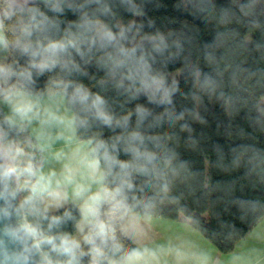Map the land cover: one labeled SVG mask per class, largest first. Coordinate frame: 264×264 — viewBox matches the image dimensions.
<instances>
[{"label":"clouds","instance_id":"9594fccd","mask_svg":"<svg viewBox=\"0 0 264 264\" xmlns=\"http://www.w3.org/2000/svg\"><path fill=\"white\" fill-rule=\"evenodd\" d=\"M190 2L181 0L176 7ZM143 3L119 0L131 18L113 23L110 0H0V53L5 54L0 104L8 109L0 115V264H220L187 241L144 243L160 209L180 204L172 194L176 182L192 175L168 145L169 137L151 130L175 126L186 115L199 116L175 109L177 82L169 81L157 64L176 59L181 44H170L171 34L145 31L155 23L143 22ZM231 4L221 11L220 24L235 21L245 31L264 35V0ZM193 9L206 11L196 4ZM66 11L76 19L62 27L59 17ZM229 35L218 32L205 46L209 64L216 63L214 50ZM253 41H242L240 47L264 57V41L255 36ZM93 65L104 74L101 86L110 84L129 100L143 96L162 111L155 114L137 104L117 116L103 95L77 78ZM46 74L47 82L37 88ZM191 75L194 100L214 97L225 110L248 107L255 110L256 123L264 120V70L235 65L228 76L234 93L217 78L223 73L195 69ZM245 84L257 89L254 102ZM103 129L113 134L105 137ZM180 130L192 131L186 122ZM57 143L63 146L55 148ZM249 151L254 150L234 147L233 167ZM245 205L249 212L264 208L258 201ZM180 216L186 230H197V219L186 208H180ZM70 223L71 232L65 230ZM254 235L264 241V233ZM229 264H264V250L235 254Z\"/></svg>","mask_w":264,"mask_h":264},{"label":"trees","instance_id":"16d2710c","mask_svg":"<svg viewBox=\"0 0 264 264\" xmlns=\"http://www.w3.org/2000/svg\"><path fill=\"white\" fill-rule=\"evenodd\" d=\"M115 19L112 21L126 22L131 17L119 5V0H110ZM140 2V0H138ZM181 0H144L142 18L145 25L148 20L155 23V28L145 27L146 32L159 30L165 35L171 34L169 43L178 40L181 50L176 59L171 62L162 61L157 68L168 77V74L179 71V75L169 78L175 80L178 91L174 96L177 112L187 108L196 113L199 119L186 115L184 121L175 126L164 124L151 130L155 136L169 137L167 143L174 148L179 159L187 162L188 170L192 173L186 181H177L172 194L179 197V205L163 206L159 216L182 219L180 208H186L197 219V230L206 237L217 249L228 252L234 243L243 237L264 214V208L257 212L247 211L245 202L258 201L264 205V120L255 122V110L238 106L236 111L225 110L214 97L204 96L201 100L193 99V92L197 91L193 85L192 71L202 73H223L222 79L225 91L235 92L228 79L232 68L237 65H247L253 69L264 70V57L240 47L246 35L250 41H264V35L259 30L245 31L244 27L235 21L228 25L219 23L220 13L225 8H231V0H191L186 7L177 8ZM193 4L206 9L204 12L195 11ZM40 7L50 17L56 14L48 12L43 4ZM63 27L76 17L71 12L59 17ZM264 22V16L260 17ZM235 30V34L231 33ZM218 32H228L230 35L222 46L216 48V63L209 64L204 54L206 45L213 43ZM176 52L175 47L170 48ZM21 63L23 61L21 60ZM85 76L77 77L94 92H99L109 102L110 108L117 116L132 112L137 104H142L159 114L162 109L148 104L141 96L136 100L117 93L110 84L101 86L99 81L104 74L93 65L84 69ZM48 75L40 77L36 82L37 88H43ZM250 93V102L256 100L257 89L248 84L244 85ZM202 95V94H201ZM4 114L0 107V115ZM136 117H132L135 126ZM203 121V122H201ZM188 123L192 129L189 133L180 130V124ZM146 127V125H145ZM105 137L113 133L103 129ZM238 145L248 146L249 151L243 156L239 167H233L234 153L232 149ZM121 159L127 157L121 156ZM249 159L252 163L249 164ZM65 230L74 231L72 224L65 226Z\"/></svg>","mask_w":264,"mask_h":264},{"label":"rangeland","instance_id":"374dc122","mask_svg":"<svg viewBox=\"0 0 264 264\" xmlns=\"http://www.w3.org/2000/svg\"><path fill=\"white\" fill-rule=\"evenodd\" d=\"M245 40L249 42L250 35H246ZM4 58L5 54L0 53V61L4 60ZM178 75L179 71H174L169 73L168 77L173 78ZM0 107H2L4 113L8 111L6 106L0 104ZM62 146V144L57 143L54 147L60 148ZM169 241L172 243L187 241L195 247H206L208 243L209 245H213L206 237L202 235L199 230L191 232L186 230L183 220L158 216V219H156L152 225L151 231L149 233V239L145 240L144 243H147L149 246H156L166 244Z\"/></svg>","mask_w":264,"mask_h":264},{"label":"crops","instance_id":"0c3cea01","mask_svg":"<svg viewBox=\"0 0 264 264\" xmlns=\"http://www.w3.org/2000/svg\"><path fill=\"white\" fill-rule=\"evenodd\" d=\"M255 232L264 233V214L243 237L234 243L230 251L222 252L209 243L206 247L197 248L209 252L214 261L218 260L220 264H229L231 257L235 254H247L252 249L264 250V241L257 239L254 235Z\"/></svg>","mask_w":264,"mask_h":264}]
</instances>
